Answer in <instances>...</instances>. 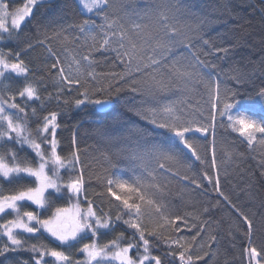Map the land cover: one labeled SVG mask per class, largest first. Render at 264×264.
<instances>
[{
    "label": "snow or ice",
    "instance_id": "snow-or-ice-1",
    "mask_svg": "<svg viewBox=\"0 0 264 264\" xmlns=\"http://www.w3.org/2000/svg\"><path fill=\"white\" fill-rule=\"evenodd\" d=\"M46 2L25 0L12 8L0 0V44L21 39L26 44L18 51L0 47V264H208L205 258L219 253L213 249L219 243L213 225L220 221L212 217L222 205L235 217L227 232L230 246L241 245L224 264H264V243L257 247L254 240L256 213L250 215L222 190L216 160L219 128L238 134L247 151L257 153L264 175V121L242 112L237 99L264 109V87L245 96L240 86L253 73L233 65L229 86L217 63L230 59L235 45L210 37L214 20L183 0H78L83 19L67 25L38 21L33 40L23 29ZM226 13L239 18L234 9ZM37 47L46 57L33 68L23 57ZM260 64L264 71V60ZM46 79L55 92L43 97ZM11 80L22 86L13 91L5 83ZM125 97L126 107L117 110L116 102ZM53 100L96 110L92 124L104 144L99 170L81 159L78 147L68 155L58 151L57 112L40 117L32 107L29 117L31 104L44 108ZM25 146L33 155H21ZM225 152L229 162L245 157ZM186 157L204 166L199 177L189 175ZM169 177L196 189L211 186L217 198L196 211H175L166 199ZM65 199L67 206L56 204ZM117 227L124 230L100 241ZM85 239L90 242L77 249L83 259L66 251Z\"/></svg>",
    "mask_w": 264,
    "mask_h": 264
},
{
    "label": "trees",
    "instance_id": "trees-1",
    "mask_svg": "<svg viewBox=\"0 0 264 264\" xmlns=\"http://www.w3.org/2000/svg\"><path fill=\"white\" fill-rule=\"evenodd\" d=\"M12 8L21 7L24 0H6ZM184 3L194 5L195 10L199 13L206 14L209 18L214 20V23L209 27V36L213 39L223 37L222 42L224 46L235 45L231 58L228 60L217 61L219 67L223 69L225 79L231 83L230 69L233 65L238 64L245 70L253 73L251 80L240 86L242 94H255L257 90L264 87V71L261 70L260 61L264 60V2L260 0H183ZM234 9L238 14V19H230L226 10ZM86 14H82L81 7L77 0H47L45 4L34 9V16L31 23L24 27V32L32 36L33 40L37 38L36 24L38 21L47 22L52 20L60 22L65 25L71 23L74 19H83ZM226 21V22H224ZM99 23L100 21L97 20ZM42 38V37H41ZM53 46L58 51H62L60 45L55 41L52 42ZM26 44L23 39L17 44L15 41H5L0 44L5 51L11 49L18 51L20 48L25 47ZM46 53L43 48L37 47L30 51L23 58L30 63L33 68L42 66L45 62ZM40 74L30 77L35 79ZM14 91L17 87L22 86L21 82H12ZM46 89V90H45ZM54 83L51 79H46L44 86L41 87V95L47 97L49 93H54ZM73 99V97H67ZM19 97L17 98L19 102ZM125 98L116 102V109L123 110L125 105ZM240 100L239 108L243 112L247 110V114L251 115L254 119L264 121V109L256 104L250 107L253 102L248 101L246 98L237 97ZM259 98L257 97V100ZM36 107L38 115L43 117L48 115L49 112H57L58 122L61 125L58 129V139L60 146L58 151L62 155H68L74 150V147L80 149L81 159L85 161H92L94 168L99 170L103 165V160L100 157V152L104 149L103 142L96 136L95 126L92 121L97 117L94 115L95 109L92 105L87 107L82 106L76 109L74 106L65 105L52 101L47 103L44 108H40V102L31 104L27 109L28 115L31 118V108ZM235 114V113H234ZM141 126L143 122L141 121ZM33 130L36 123H31ZM75 133L76 145L74 146L73 135ZM211 136L208 138L209 147V160L211 159ZM85 149L87 150L85 152ZM225 149L244 152L245 157L242 160H235L229 162L226 157ZM27 153L29 156L33 155L25 146L21 155ZM194 158L186 157L185 160L188 164H192L189 175H196L199 177L203 172L204 166L199 165L198 162L193 163ZM260 157L255 152H248L245 143L241 142L238 134L225 132L223 129H217L216 135V160L220 166V183L222 190L229 194L233 201L239 204L249 214L256 213L254 219V240L257 247L264 243V175H261L262 169L258 166ZM238 165V167H237ZM227 172V175H225ZM119 174V173H117ZM171 179V177H169ZM206 183V182H203ZM9 186L5 185V189ZM248 193H251V198ZM217 198L216 192L211 186L207 189H196L194 185L189 184L187 181H180L171 179L170 190L166 193V199L169 207L175 211L183 213L185 211H196L206 204L209 200L215 201ZM98 203V201H97ZM57 205L67 206L68 201L58 200ZM86 207V204L84 205ZM29 210H35L31 206ZM47 214H50L47 213ZM213 219L219 220V225H213V231L218 234L219 243L213 244V249L219 250L218 255L213 259L206 257L205 260L208 264H224L225 260L232 261V257L239 254L241 245L239 241L236 242L237 247L232 249L227 236L230 221L235 220L232 213L222 205L221 210L214 212ZM4 219H11V216H6ZM3 220H0L2 223ZM123 227H117L113 238L122 232ZM126 237H130V233H125ZM42 238L56 247L58 243L43 234ZM112 238V239H113ZM30 243L37 242L35 239L29 241ZM89 240L85 239L80 245L72 249H66L70 252L75 259H83V254L78 252L77 249L82 246V243H88ZM133 254L134 253H130ZM29 253H22V259H29ZM2 259V258H0ZM198 264H205L204 261ZM236 264H239L237 261Z\"/></svg>",
    "mask_w": 264,
    "mask_h": 264
},
{
    "label": "rangeland",
    "instance_id": "rangeland-1",
    "mask_svg": "<svg viewBox=\"0 0 264 264\" xmlns=\"http://www.w3.org/2000/svg\"><path fill=\"white\" fill-rule=\"evenodd\" d=\"M24 2H25V0H24ZM77 3H78V0H77ZM24 4V3H23ZM23 6V5H22ZM21 6V7H22ZM80 6V5H79ZM81 7V6H80ZM9 25H10V18H9ZM12 82H13V80H11V81H5V83H10L11 84V86H12V90L14 91V86H13V84H12ZM114 234H115V232H110V233H108L107 235H104V236H102L101 238H100V241L103 243V242H107V241H109V240H111L112 238H113V236H114ZM47 235V234H46ZM90 242V241H89ZM56 243H58V242H56ZM84 258V257H83Z\"/></svg>",
    "mask_w": 264,
    "mask_h": 264
},
{
    "label": "water",
    "instance_id": "water-1",
    "mask_svg": "<svg viewBox=\"0 0 264 264\" xmlns=\"http://www.w3.org/2000/svg\"><path fill=\"white\" fill-rule=\"evenodd\" d=\"M260 1L264 2V0H260Z\"/></svg>",
    "mask_w": 264,
    "mask_h": 264
}]
</instances>
